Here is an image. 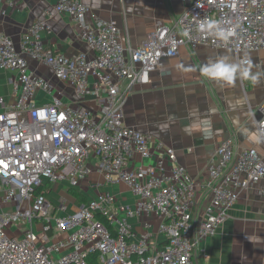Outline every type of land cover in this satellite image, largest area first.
<instances>
[{"label":"built area","instance_id":"built-area-1","mask_svg":"<svg viewBox=\"0 0 264 264\" xmlns=\"http://www.w3.org/2000/svg\"><path fill=\"white\" fill-rule=\"evenodd\" d=\"M183 1L176 20L159 23L135 48L123 44L114 21L81 0H58L54 10L71 16L91 54L47 48L41 33L51 28L45 19L18 45L0 33V71L15 73L14 103L0 96V191L12 208L0 213V264H194L199 241L214 235L241 194L264 179V152L255 147L222 140L198 179L177 162L175 149L162 141L152 144L150 136L125 123L134 86L149 83L154 70L164 71L163 60L182 47L233 50L244 65L251 59L241 54L264 50V0ZM205 20L219 21L228 39L218 37L216 28H200ZM29 59L69 85L76 102H66L65 92L32 69ZM40 92L47 100L38 103ZM89 99L96 110L83 104ZM260 111L258 130L264 129V102ZM154 156V164L138 161ZM93 159L106 183L127 185L134 203L105 191L74 213L54 215L44 182L77 187ZM200 194L208 203L198 223ZM143 217L156 218L158 226L153 230L149 219L138 232L130 219Z\"/></svg>","mask_w":264,"mask_h":264},{"label":"crops","instance_id":"crops-1","mask_svg":"<svg viewBox=\"0 0 264 264\" xmlns=\"http://www.w3.org/2000/svg\"><path fill=\"white\" fill-rule=\"evenodd\" d=\"M81 1L102 18L116 23L122 42L128 48L142 44L159 23L169 24L176 20L184 7L183 0ZM57 2L4 0L0 33L12 37L18 45L24 33L37 20L45 19L51 28L50 32L41 33L47 48L69 56L80 52L91 54L71 16L55 12ZM243 56L251 59V75L259 74L256 82L241 77L239 72L231 82L202 73L201 69L210 61L215 62L222 57L242 68L249 67V64L239 63L240 58L233 50L203 46L191 51L182 47L177 56L163 60L164 71L158 68L151 73L149 83L134 86L125 105V123L150 136L152 144L162 141L175 149L177 162L198 179L205 176L207 162L224 139L232 138L238 148L255 147L264 152L263 144L257 145L249 139L258 131L257 121L264 102V50L245 52L240 57ZM29 63L38 74L47 77L57 89L65 92L66 102H76V99L72 100L73 89L57 80L48 67L33 59H29ZM14 76L12 71H0V96L7 104L15 101L11 85ZM36 101L43 102L39 100V95ZM83 104L94 110L97 108L93 99ZM155 159L154 156L138 161L154 164ZM96 163L97 159L90 161L89 175L77 187L65 182H44L54 215L74 213L90 198L105 191L111 192L121 202L134 203L135 197L127 185L106 183L97 172ZM2 195L0 191V213L12 209L3 202ZM206 203L208 197L200 194L195 208L198 223L203 218ZM149 219L154 230L159 224L154 217L131 218L130 222L138 232H144ZM64 236V233L60 235ZM163 240L162 236L158 239L159 243ZM193 261L194 264H264V179L241 194L229 211V217L214 235L199 241Z\"/></svg>","mask_w":264,"mask_h":264},{"label":"clouds","instance_id":"clouds-1","mask_svg":"<svg viewBox=\"0 0 264 264\" xmlns=\"http://www.w3.org/2000/svg\"><path fill=\"white\" fill-rule=\"evenodd\" d=\"M220 22L216 20H205L201 22L199 25L200 28H216L217 32L216 35L220 37L221 39L227 40L230 33L225 31L224 29L219 27ZM202 73L206 76L212 77V78H221L225 80L226 82L233 81L235 74L239 72L240 76L243 78H251L253 82H256L258 79V75H251V69H250V62L249 67H240L239 65L232 64L228 62L227 57H222L219 60L215 62H209V65L204 66L201 69ZM210 127V125H209ZM249 139L256 143L257 145H260L264 143V129H260L257 132L251 134Z\"/></svg>","mask_w":264,"mask_h":264},{"label":"rangeland","instance_id":"rangeland-1","mask_svg":"<svg viewBox=\"0 0 264 264\" xmlns=\"http://www.w3.org/2000/svg\"><path fill=\"white\" fill-rule=\"evenodd\" d=\"M45 68H46V67H45ZM50 73H51V72H50ZM50 73H49V74H50ZM38 95H39V100H40V101H41V100L43 101V100L46 98V96H45L42 92H40ZM52 238H53V236L50 237V239H52Z\"/></svg>","mask_w":264,"mask_h":264},{"label":"trees","instance_id":"trees-1","mask_svg":"<svg viewBox=\"0 0 264 264\" xmlns=\"http://www.w3.org/2000/svg\"><path fill=\"white\" fill-rule=\"evenodd\" d=\"M105 223H107V221L104 219V218H101ZM96 262H97V260H96Z\"/></svg>","mask_w":264,"mask_h":264}]
</instances>
